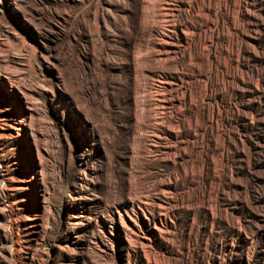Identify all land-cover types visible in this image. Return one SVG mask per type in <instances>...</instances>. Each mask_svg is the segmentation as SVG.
I'll use <instances>...</instances> for the list:
<instances>
[{
    "label": "rangeland",
    "instance_id": "1",
    "mask_svg": "<svg viewBox=\"0 0 264 264\" xmlns=\"http://www.w3.org/2000/svg\"><path fill=\"white\" fill-rule=\"evenodd\" d=\"M0 264H264V0H0Z\"/></svg>",
    "mask_w": 264,
    "mask_h": 264
}]
</instances>
